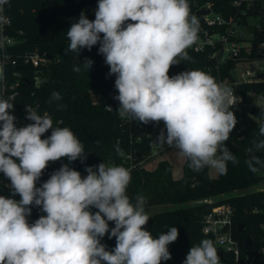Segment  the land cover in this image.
I'll return each instance as SVG.
<instances>
[{
    "label": "clouds",
    "instance_id": "obj_1",
    "mask_svg": "<svg viewBox=\"0 0 264 264\" xmlns=\"http://www.w3.org/2000/svg\"><path fill=\"white\" fill-rule=\"evenodd\" d=\"M8 3L0 0V23L6 21ZM199 28L188 0H98L94 20L82 12L67 30L66 52L80 54L99 43L109 75L116 77L119 117L143 124L163 121L166 136L161 131L159 144L177 149L192 171L208 167L223 175L229 161L238 163L224 146L237 124L232 90L201 70L169 76L172 65L190 59L187 49L196 43ZM85 61L88 72L93 61ZM14 99L0 94V173L12 189V196L0 195V264H161L171 259L168 245L177 240V227L158 238L145 228L150 219L146 198L137 195L135 203L129 198L131 172L124 166L103 162L87 167L82 177L65 164L36 186L50 162L86 155L72 130L54 127L51 116L40 115L37 106H26L32 123L17 126L10 114ZM61 99L54 91L50 102ZM49 129L51 135L42 139ZM259 136L264 137V124ZM253 149H264V139L254 141L249 152ZM115 150L124 157L118 143ZM245 163L254 173L264 167V160L254 155ZM16 194L19 200L13 198ZM32 205L46 215L30 224ZM109 222H114L111 229ZM106 234L116 240L111 250L101 243ZM184 264H221L214 241L192 246Z\"/></svg>",
    "mask_w": 264,
    "mask_h": 264
},
{
    "label": "trees",
    "instance_id": "obj_2",
    "mask_svg": "<svg viewBox=\"0 0 264 264\" xmlns=\"http://www.w3.org/2000/svg\"><path fill=\"white\" fill-rule=\"evenodd\" d=\"M231 1L188 0V3L191 14L200 21L201 16L196 15V11L208 6L224 18L236 15L237 10ZM91 5H94V0H9L4 6L3 15L10 21L4 34L14 40V45L6 48V54L15 63L5 67L4 80L0 79V94L7 95L8 86L18 83V95L13 102L14 108L10 110V114L16 117L14 123L19 127L32 123L26 119V106L36 107L39 101V114L48 113L54 127H69L82 143L86 155L72 162L67 158L50 162L40 179L47 181L53 172L65 164L79 171L82 177L87 175V167L103 162L108 166H124L127 169L132 165L127 195L133 203L137 195H143L146 198V213L156 206L175 207L149 215L150 219L145 225L154 238L167 233L172 227L178 229L177 240L168 245L171 259L161 264H184L190 248L203 239L214 241L222 254V264H235L234 255L221 251L213 234L202 232L204 216L223 204L233 209L232 235L240 251L256 255V264H264V253L261 252L264 247V167L254 173L245 163L252 155L264 160V149L249 152L254 141L264 139L259 136V127L264 124V106L257 104L259 97H264V80H252L235 86V91L243 98V105L240 109H231L237 124L225 141V146L236 156L238 163L234 165L229 161L226 174L218 173L217 177H211L208 167L199 172L192 171L187 160L178 176H175L173 165L167 160L149 169L145 163L157 154L151 142L164 122L143 124L131 119L129 123H122L116 106L111 111L106 109V104L115 105L118 102L114 98L118 90L115 88V75H109L110 68L106 63L101 64L103 55L98 51L99 43L91 50L82 48L80 54L66 52L70 43L67 30L79 19L82 9ZM244 8L243 24L250 28L252 36L248 61H264V46H261L264 44V3L258 2ZM249 18L258 19L259 22L250 25ZM35 51L48 60L38 69L24 62V56ZM210 52V49L203 53L187 52L190 59L172 65L169 76L188 70L202 71L209 61ZM85 59L93 61L88 72ZM75 67H79L80 71H74ZM234 67L233 60L222 66L223 76L231 82H235L231 72ZM37 76L38 85L35 84ZM3 86L5 93L2 92ZM111 90L116 91L112 98L108 94ZM54 91L60 93L62 99L50 102ZM58 105H63V108H58ZM50 135L51 129L42 139ZM117 143L125 153L124 157L117 154ZM0 176L3 178V173ZM0 195L12 196V189L0 186ZM13 198L18 200L19 195ZM30 207L31 215L27 217L30 224L46 215L41 207ZM91 211L98 210L92 208ZM240 224L243 228L239 227ZM112 227L114 223H109V229ZM109 234L102 238L101 243L111 250L116 240L115 237L109 239ZM246 238L251 240L248 247L244 246Z\"/></svg>",
    "mask_w": 264,
    "mask_h": 264
},
{
    "label": "built area",
    "instance_id": "obj_3",
    "mask_svg": "<svg viewBox=\"0 0 264 264\" xmlns=\"http://www.w3.org/2000/svg\"><path fill=\"white\" fill-rule=\"evenodd\" d=\"M262 2L264 0H232L231 5L237 10L236 15L224 18L219 14H216L211 8L210 12L207 15L201 16L200 28L198 33V39L196 43L187 49V52L203 53L207 49H210L211 52L208 56V62L203 66L202 71L211 75L215 80L223 85L229 87L236 99V104L232 106L231 109H240L243 105V98L240 93L235 91V86L243 82L248 81H257L258 76L262 73H251L249 70L245 69V72L237 74L236 66L239 64H248L256 60L248 61L249 55L251 53V44L249 40L251 39L250 32H246L245 36V25L243 24L242 17L245 16V8L252 6L255 3ZM98 7V0H94V5L82 9L84 15L89 20L95 19V11ZM10 24L9 19L6 17L4 23H0V70L3 72V79L5 74V67L9 64H14L15 62L11 60L6 54V48L14 45V40L4 34L5 27ZM244 32H243V30ZM264 46V44H261ZM244 54L246 56L244 57ZM229 60L235 62V67L232 69L233 76L235 77V82L229 81L226 76L222 74V66L226 64ZM261 61V60H258ZM24 62L31 64L34 68L38 69L41 66H44L48 63L47 58L39 55L36 51L32 52L29 55L24 56ZM101 64H105V58L102 56ZM35 84L38 85V76L35 77ZM18 83L10 84L8 86V94L18 95ZM6 91V89H5ZM4 86H3V93ZM109 97H114L116 94L115 90H111ZM253 95V94H252ZM264 99V97H259V100ZM110 106L112 109L116 106L117 110L120 107L119 101L113 104H106V109ZM122 119V118H121ZM131 119H122V123H129ZM158 136V135H157ZM155 137L151 146L154 149H160L161 144L157 142ZM225 146V145H224ZM162 149V148H161ZM155 150V149H154ZM158 151L155 150V153ZM130 159V157H128ZM132 165H129L128 169L130 170ZM44 182L39 179L36 182V186L40 187ZM3 183L6 187H10V182L6 180V177L3 174ZM20 199V196L18 200ZM232 215L233 209L227 205H220L214 207L208 214L203 218V227L202 232L204 234H213L215 236V243L221 251L229 252L234 255L235 264H256V255H251L248 253H242L239 249L238 242L233 238L232 235ZM261 252L264 253V247H262ZM222 264V262H221Z\"/></svg>",
    "mask_w": 264,
    "mask_h": 264
},
{
    "label": "rangeland",
    "instance_id": "obj_4",
    "mask_svg": "<svg viewBox=\"0 0 264 264\" xmlns=\"http://www.w3.org/2000/svg\"><path fill=\"white\" fill-rule=\"evenodd\" d=\"M248 22L250 25H254L256 22H259V21L258 19L249 18ZM244 29H245V32L243 29L242 30L245 33V36H247L246 32H249L250 28L246 25ZM245 69L249 70L253 74L262 73L264 72V61L256 60L252 63L239 64L236 66L237 74L245 72ZM257 104L264 106V99L257 101ZM161 131H164V134L166 136V128L164 124L158 130V134H157L158 136L160 135ZM156 147L157 146H154V149L158 151L157 154L149 162L145 163V166L149 169H154L159 162L167 160L173 165L175 176L180 175L182 172L183 166L186 163V158L182 157L179 154V151L177 149H175L174 147L171 148L166 143L163 146L161 145L160 149ZM208 172L211 177H217L218 175V172L215 169L208 168ZM2 185H4L3 178L0 176V186ZM262 187H264V185H262ZM173 207L169 205H166V206L161 205V206L152 207L147 212V214L152 215L156 212L164 211L166 209L173 208ZM109 223H114V222H109Z\"/></svg>",
    "mask_w": 264,
    "mask_h": 264
},
{
    "label": "water",
    "instance_id": "obj_5",
    "mask_svg": "<svg viewBox=\"0 0 264 264\" xmlns=\"http://www.w3.org/2000/svg\"><path fill=\"white\" fill-rule=\"evenodd\" d=\"M209 12H210L209 8H202V9H199V10L196 11V15L204 16V15H207ZM257 79L258 80H264V73L260 74ZM37 107H40V102L39 101L37 102ZM239 227L243 228V226L241 224L239 225ZM250 244H251L250 238H246L244 246L248 247ZM218 253H219L220 260H222L223 259L222 258V254L220 252H218Z\"/></svg>",
    "mask_w": 264,
    "mask_h": 264
}]
</instances>
